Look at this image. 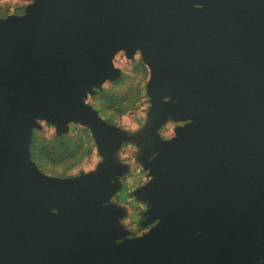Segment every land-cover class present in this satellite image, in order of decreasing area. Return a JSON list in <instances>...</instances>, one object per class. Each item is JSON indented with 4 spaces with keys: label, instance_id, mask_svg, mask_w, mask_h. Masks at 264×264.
I'll return each instance as SVG.
<instances>
[{
    "label": "water",
    "instance_id": "obj_1",
    "mask_svg": "<svg viewBox=\"0 0 264 264\" xmlns=\"http://www.w3.org/2000/svg\"><path fill=\"white\" fill-rule=\"evenodd\" d=\"M136 31L156 100L178 87L200 118L177 127L135 263L249 264L264 251V0H39L0 17V264H100V236L82 228L91 181L40 172L31 122L40 111L94 123L82 87L116 74L107 40L133 48ZM52 198L74 213L49 212Z\"/></svg>",
    "mask_w": 264,
    "mask_h": 264
},
{
    "label": "rangeland",
    "instance_id": "obj_2",
    "mask_svg": "<svg viewBox=\"0 0 264 264\" xmlns=\"http://www.w3.org/2000/svg\"><path fill=\"white\" fill-rule=\"evenodd\" d=\"M37 1L0 0V17L24 15ZM194 6L202 7L203 4ZM152 20L153 17L149 22ZM136 35L138 40L133 48L124 41L109 38L108 66L116 70V74L94 79L82 87L79 104L91 110L94 123L85 116L61 122L52 114L33 111L30 157L36 168L52 180L89 181L100 170L106 169L107 153L120 142L121 127H137L144 119V113L158 104L156 67L141 41V32L136 31ZM224 56L231 62L229 49H224ZM205 122L203 119L202 123ZM175 135L184 138L178 128ZM47 209L53 213H74L73 206L53 198L47 201ZM158 221L159 217L156 224ZM249 264H264V251Z\"/></svg>",
    "mask_w": 264,
    "mask_h": 264
},
{
    "label": "crops",
    "instance_id": "obj_3",
    "mask_svg": "<svg viewBox=\"0 0 264 264\" xmlns=\"http://www.w3.org/2000/svg\"><path fill=\"white\" fill-rule=\"evenodd\" d=\"M154 106L137 127H121L120 142L107 153V168L89 179L92 197L85 202L82 228L99 234L100 264H136L143 241L156 225L159 169L172 166L166 156L175 130L200 118L183 91L172 85L161 87Z\"/></svg>",
    "mask_w": 264,
    "mask_h": 264
}]
</instances>
